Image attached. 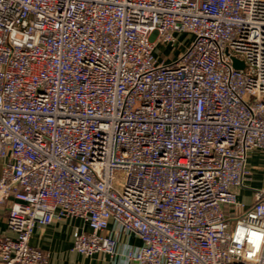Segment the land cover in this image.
Segmentation results:
<instances>
[{
	"label": "built area",
	"instance_id": "obj_1",
	"mask_svg": "<svg viewBox=\"0 0 264 264\" xmlns=\"http://www.w3.org/2000/svg\"><path fill=\"white\" fill-rule=\"evenodd\" d=\"M254 151L264 0H0V264H47L30 238L63 219L85 257L114 223L135 264H264V188L237 199Z\"/></svg>",
	"mask_w": 264,
	"mask_h": 264
},
{
	"label": "crops",
	"instance_id": "obj_2",
	"mask_svg": "<svg viewBox=\"0 0 264 264\" xmlns=\"http://www.w3.org/2000/svg\"><path fill=\"white\" fill-rule=\"evenodd\" d=\"M3 164L4 161L0 159V175ZM247 168L249 172H256V174L248 175L244 181V188L239 191L237 199L248 205L254 190L264 188V158L260 152L248 154ZM249 168L251 169L249 170ZM245 190H248L249 193ZM75 229L88 231L86 225L79 219L55 220L47 226H36L29 243L47 254V264H135L124 258L127 249L138 248L141 244L135 235L122 233L116 224L110 223L107 234L116 240L115 254L109 256L98 253L85 257L72 251L71 236ZM2 236L10 238L14 236L7 228V209L4 207L0 208V237Z\"/></svg>",
	"mask_w": 264,
	"mask_h": 264
},
{
	"label": "rangeland",
	"instance_id": "obj_3",
	"mask_svg": "<svg viewBox=\"0 0 264 264\" xmlns=\"http://www.w3.org/2000/svg\"><path fill=\"white\" fill-rule=\"evenodd\" d=\"M174 38H175V43L172 46L167 45L164 47L163 46L158 47L156 53L160 60L164 59L167 61H171L172 59L177 57L179 54L183 52L184 48L190 43L192 36L188 32H184V33L175 34ZM254 152L257 153V151H254ZM250 169L251 168H249V170ZM249 174L255 175L256 172L254 173L249 172ZM245 191L249 193L248 190H245Z\"/></svg>",
	"mask_w": 264,
	"mask_h": 264
},
{
	"label": "water",
	"instance_id": "obj_4",
	"mask_svg": "<svg viewBox=\"0 0 264 264\" xmlns=\"http://www.w3.org/2000/svg\"><path fill=\"white\" fill-rule=\"evenodd\" d=\"M233 62V67L236 68V69H242L243 66L240 62L236 61V60H232Z\"/></svg>",
	"mask_w": 264,
	"mask_h": 264
}]
</instances>
